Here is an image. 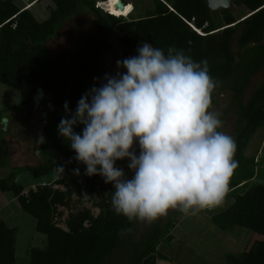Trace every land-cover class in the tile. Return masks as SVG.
<instances>
[{
  "label": "trees",
  "instance_id": "16d2710c",
  "mask_svg": "<svg viewBox=\"0 0 264 264\" xmlns=\"http://www.w3.org/2000/svg\"><path fill=\"white\" fill-rule=\"evenodd\" d=\"M40 1L28 0L32 5L25 8L18 0H0V84L19 93L18 109L32 105L38 93L49 98L51 106L40 148L42 162L36 167L12 169L0 178V192L17 197L23 189L15 182L16 175L23 170L35 179L48 175L56 166L53 155L57 154L67 161L66 171L72 177L76 197L95 195V187L84 174L85 166L76 162L75 153L58 135L57 127L65 116V102L71 112L94 86V78H99L95 81L99 86L107 74L102 56L113 48L112 34L124 59L136 55L137 47L147 42L165 53L174 46L197 62L208 61L211 76L219 81L213 105L222 92L232 94L221 115L224 121L231 114V136L237 145L234 159L238 167L230 178L228 193L254 178L256 161L246 156V149L252 135L264 127V80L246 100L244 91L264 66V0L234 1L232 7L245 13L242 20L230 9L211 12L206 0H152L143 16L127 20L124 15L114 17L95 7L96 0H44L50 12L39 22L32 8ZM82 15L93 17V33L52 53L46 44L63 23ZM74 130L80 133L82 126ZM7 153L0 137V168L6 165ZM77 168L79 175L74 174ZM51 196L49 189L37 191L23 208L36 221V232L46 239L44 249H30L29 264H112L113 260L120 261L114 264H143L152 255L167 261L157 247L160 242H172L171 231L185 216L169 210L167 215L147 222L129 220L107 209L87 229L71 234L53 224ZM231 197L233 201L226 209L210 217L211 224L219 232L242 228L253 236L241 252H225V264H264V184L252 185ZM15 238L16 231L0 222V264H14Z\"/></svg>",
  "mask_w": 264,
  "mask_h": 264
},
{
  "label": "clouds",
  "instance_id": "9594fccd",
  "mask_svg": "<svg viewBox=\"0 0 264 264\" xmlns=\"http://www.w3.org/2000/svg\"><path fill=\"white\" fill-rule=\"evenodd\" d=\"M136 53L117 60L115 75L105 74L99 86L94 78L74 112L65 102L58 135L86 176L112 185V207L129 220L151 222L169 210L194 215L219 206L238 167L236 142L221 131L212 101L219 81L207 60L197 62L174 46L165 53L143 42ZM44 142L40 135L37 144ZM124 160L130 177L116 166Z\"/></svg>",
  "mask_w": 264,
  "mask_h": 264
},
{
  "label": "crops",
  "instance_id": "0c3cea01",
  "mask_svg": "<svg viewBox=\"0 0 264 264\" xmlns=\"http://www.w3.org/2000/svg\"><path fill=\"white\" fill-rule=\"evenodd\" d=\"M263 70L264 66L262 67L259 73H263ZM249 86L247 88H249ZM224 93L227 92H222L218 98H220L221 95ZM229 96L230 103L231 94ZM45 101L46 99L43 94L41 95V93H38L32 105L18 112H12V118L7 123H5V121L7 120L6 117H0V135H2L1 137L5 141L6 149L8 152L7 156H10L11 153L13 155L7 158L6 167H12V169L29 168L36 167L42 162L40 152L37 155V148L40 151L42 144H37V140L40 135H43L44 137V129L47 122L49 121L50 113L49 111H47L44 105ZM12 109L14 110V108ZM3 111L5 112V110ZM229 115L231 116V114ZM261 129H258L257 131H260ZM18 131L20 134L18 133ZM25 135H31V137L29 138L28 136L29 139H26ZM252 142L253 140L250 141V144L246 149V156L249 158H254L255 161H257L258 157H256V154L252 156H249L248 154L249 152H251L250 145L252 144ZM259 143H261V140H259ZM24 153L28 155L26 158H30L32 162L30 161L29 163H24L26 160V158L23 159V155H25ZM54 161L56 163L54 170L48 175L38 179H35L32 174L27 170L19 172L16 175L15 182L21 185L23 190L17 197H15L9 192H0V222L4 223L10 229H14L16 231L14 245V264L17 263L19 251L22 250L26 254L22 261H24L25 264H29L28 254L30 249H44L46 246V239L44 237V240H35L37 243L34 244L38 245V247L29 246L30 242L33 241L34 237L43 236L36 232V221L32 217L27 215L23 210L24 206L26 205L33 193L43 189H49L52 191V196L50 197L49 201L52 210V222L58 228L71 234L78 233L87 229L102 210L109 209L114 211L111 204V191L113 190L111 184H105L103 178L99 175H94L91 177L87 176L89 181L95 187L96 193L94 196L78 198L73 192L72 177L70 174L67 173L66 166L64 167L63 164L60 165L61 162L58 160ZM127 163V160L119 161L117 162L116 166L124 168L126 174H130L129 170L127 169ZM61 167L63 168L62 173L59 170V168ZM4 170V167L1 168L2 172ZM257 175L258 170L256 171L255 169V176L252 180L247 183L241 184L235 190L226 194V196H231V194L238 193L237 191L242 188H245L244 191H242V193H244L248 189L247 184H249L250 182L255 183L254 185L263 184L257 182V177H261L264 179V172L261 171V176ZM4 177L6 176H0V178ZM226 196L224 200L226 199ZM231 203L232 202L229 200L226 202L227 205H230ZM209 211L210 209H206L199 211L194 215L189 213L188 215L181 217L179 219L181 221H178L177 225L171 231L173 240L170 243V246L163 242H160L157 247V252L166 257L167 261H180V258L181 256H183V254L179 252L176 253V251L179 250L173 247V245H175L178 241V238L176 236L177 231L179 232L177 235L181 233L184 236H189L194 233L197 234L196 231L192 233L193 229L187 232L185 231V229L187 228L186 225L190 226L188 225L189 223H194L196 224V226L192 224L194 228L202 231L204 234L214 233L216 231V228L211 224L210 217L214 215L216 211L214 213H210ZM206 214H208V216H205ZM198 220L202 224L203 222L205 224H203V226H200L199 223L195 222ZM237 229H234L236 233L242 232L247 234L246 231L240 230L239 228ZM27 231L28 233H30L29 235ZM229 237H231V235H229ZM26 238H29V243L27 242L24 246L23 242L26 240ZM224 250L222 253H224ZM150 258L155 259L153 261V264L167 263L164 260L162 261L161 259L157 258L156 255L151 256ZM112 262L118 261L113 260ZM150 263L151 262H148L147 264ZM143 264L146 263L143 262Z\"/></svg>",
  "mask_w": 264,
  "mask_h": 264
},
{
  "label": "rangeland",
  "instance_id": "374dc122",
  "mask_svg": "<svg viewBox=\"0 0 264 264\" xmlns=\"http://www.w3.org/2000/svg\"><path fill=\"white\" fill-rule=\"evenodd\" d=\"M18 1L21 2L25 8H27L28 6L31 5V4H29L28 0H18ZM123 1L124 2H130V3L125 4L123 10H120V9L115 7L116 12L111 13V14L114 16L124 15L126 17L125 20H127L129 18L133 19V18L143 16L145 14V11L148 10L149 8H151L150 4H152V0H123ZM118 2H119V0H116L115 5ZM135 2H136V5L134 6ZM48 4L49 3L47 1L42 0V1L38 2L36 5H34V7L32 8L33 9L32 13L35 15V17L37 18V20L39 22L44 21L48 17L49 12H50ZM102 4H103V2H100V0H96L95 7H99V9L103 10ZM100 5H101V7H100ZM238 9H240V8L232 7V6L230 7V10H232L234 15L236 16V19L242 20L243 19L242 17L245 13H244V11L240 12ZM94 25H95L94 19L91 16H87V15L83 16L82 15V16L76 17L74 19H70V20H68L62 24L61 28L58 31V34L46 44V47L52 53L56 54V53L62 51L63 49H65L69 46H73L77 42V40H79V38L81 36H87V35L92 34L93 31L95 30ZM110 42L112 43L113 48L110 51L106 52L102 56V62L104 64V67L106 69L107 74L115 75V73L117 71L116 61L117 60H123L124 58L122 57V49H121L119 43L117 42L115 34L111 35ZM263 80H264V70H263V73L261 72V73L255 75L251 79V84H250L249 88H247L245 90L244 100H246L247 98H249L251 96V94L261 85ZM229 101H230V96L227 93L222 94L221 97L218 98V100L216 101V104L214 106L215 110L219 111L222 115L224 109L229 105ZM19 105H20L19 93L17 91H15L14 89L7 88L6 86H3L0 84V117L4 116L7 118L5 123H7L12 118V114H11L12 112H18L20 110H23V109H18ZM44 105H45L47 111H49V113H50L51 112V106H50V99L49 98L46 99ZM12 108H15V109L13 110ZM3 110H5V112ZM74 111H75V109L72 110L71 112H74ZM233 124H234V120H233L232 116L227 115L225 120L223 121L222 131L225 132L226 134L232 135ZM18 133H19V131H18ZM1 136L2 135H0V137ZM28 136H29V138L31 137V135H25L26 139H29ZM252 140H253V142L250 145L251 152H249L248 154H249V156H252L255 154L257 155L256 157H258V158L256 161V168L255 169H256V171L258 170V175L261 176V171L264 172V128L261 129L260 131L255 132L251 137V141ZM259 140H261V143H259ZM24 154L25 155H23L24 156L23 159L28 156V155H26V153H24ZM11 156H13L12 153L10 156H7V158L11 157ZM53 157H54V160H58L61 162L60 165L63 164L64 167L66 165H68L67 161L64 158H62L60 155L54 154ZM7 158H6V160H4V162H7ZM30 161H31L30 158H26L24 163H29ZM117 162H119V161H117ZM116 165H117V163H116ZM9 166H10V164H9ZM4 168H5V170L3 172L1 171V168H0V176L1 175L7 176V174L10 171H12V167H6V165H5ZM128 175L130 177L131 173ZM257 182L264 184V179L261 177L260 178L257 177ZM254 184L255 183L250 182L249 184H247V187L249 188L250 186H252ZM244 189L245 188H242V189L238 190L237 192L242 193V191H244ZM228 200L231 202L233 201L231 199V196H226V199L223 201L222 204H220L219 206L213 207L212 209H210L209 212L214 213L216 211L215 213H218L220 211H223L224 209H226L229 206L226 204V202ZM205 216H208V214H206ZM179 221H181V220H179ZM195 222L199 223L200 226H203V224H205L204 222L202 224L201 222H199V220L195 221ZM192 224L194 226H196V224H194V223H192ZM192 224L189 223L188 225H190V226L186 225L187 228L185 229V231L187 232V231H190L193 229L192 233L194 231H196L197 234L194 233V234L189 235V236H184L181 233V234L177 235L179 233L177 231L176 236L178 238V241L175 245H173V247L177 248L179 250V251H176V253L179 252V253L183 254V256H181L180 261H178V262H176V260L165 261L168 264H225L223 254L225 252H235V251L241 252L243 250V248L246 246L249 238L253 236L251 231H246L242 228H239V229L246 231L247 234L242 233V232L236 233L234 229H237V228H234L230 232H219L216 230L214 233H209V234L205 233L204 234L202 231L194 228V226ZM27 233H28V231H27ZM29 234L30 233H28V235ZM229 235H231V237H229ZM43 237L44 236L34 237L33 241L30 242L29 246L38 247V245L34 244V243H37L35 240H37V241L44 240L45 237L44 238ZM220 237H222V238H220ZM27 242L29 243V238L28 239L26 238V240L23 242L24 246ZM163 246H165V245H163ZM169 246H170V244H169ZM223 250H224V253H222ZM24 256H26V254L22 250L19 251V256H18V260H17L16 264H25L24 261H22ZM152 256H154V255H152ZM150 257L146 258V260L144 261L146 264L148 262H151L150 264H153V261L155 259L150 258ZM157 258H158V256H157ZM118 262H120V261H118ZM112 264H114V262H112Z\"/></svg>",
  "mask_w": 264,
  "mask_h": 264
},
{
  "label": "water",
  "instance_id": "95a60500",
  "mask_svg": "<svg viewBox=\"0 0 264 264\" xmlns=\"http://www.w3.org/2000/svg\"><path fill=\"white\" fill-rule=\"evenodd\" d=\"M234 1L236 0H206L209 10L214 13H218L223 10H229ZM115 7L120 10H123L124 3L119 0Z\"/></svg>",
  "mask_w": 264,
  "mask_h": 264
},
{
  "label": "bare ground",
  "instance_id": "6f19581e",
  "mask_svg": "<svg viewBox=\"0 0 264 264\" xmlns=\"http://www.w3.org/2000/svg\"><path fill=\"white\" fill-rule=\"evenodd\" d=\"M115 2H116V0H107V1H105V2H103V4H102V8L106 11V12H108V13H115L116 12V10H115ZM101 4V3H100ZM100 7H101V5H100ZM112 15V14H111ZM114 16V15H113ZM117 17V16H116Z\"/></svg>",
  "mask_w": 264,
  "mask_h": 264
},
{
  "label": "flooded vegetation",
  "instance_id": "af4514ba",
  "mask_svg": "<svg viewBox=\"0 0 264 264\" xmlns=\"http://www.w3.org/2000/svg\"><path fill=\"white\" fill-rule=\"evenodd\" d=\"M246 89H247V88H246ZM246 89H245V90H246ZM227 93H228V92H227ZM228 94L230 95L231 93H228ZM244 94H245V91H244ZM231 99H232V94H231Z\"/></svg>",
  "mask_w": 264,
  "mask_h": 264
}]
</instances>
